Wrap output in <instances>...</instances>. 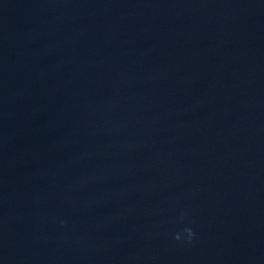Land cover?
I'll return each instance as SVG.
<instances>
[{
	"label": "water",
	"instance_id": "95a60500",
	"mask_svg": "<svg viewBox=\"0 0 264 264\" xmlns=\"http://www.w3.org/2000/svg\"><path fill=\"white\" fill-rule=\"evenodd\" d=\"M0 264H198L144 0H0Z\"/></svg>",
	"mask_w": 264,
	"mask_h": 264
},
{
	"label": "clouds",
	"instance_id": "9594fccd",
	"mask_svg": "<svg viewBox=\"0 0 264 264\" xmlns=\"http://www.w3.org/2000/svg\"><path fill=\"white\" fill-rule=\"evenodd\" d=\"M63 223V222H62Z\"/></svg>",
	"mask_w": 264,
	"mask_h": 264
}]
</instances>
